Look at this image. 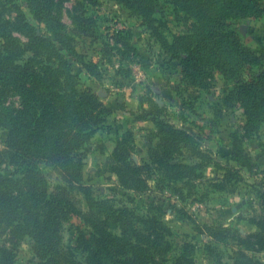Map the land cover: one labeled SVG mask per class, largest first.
<instances>
[{"label":"rangeland","instance_id":"rangeland-1","mask_svg":"<svg viewBox=\"0 0 264 264\" xmlns=\"http://www.w3.org/2000/svg\"><path fill=\"white\" fill-rule=\"evenodd\" d=\"M256 2L250 9H259L260 16L226 23L261 57L252 72L264 73V0ZM49 4L52 29L37 15ZM135 7L119 0H0V34L12 37L8 52L31 58L63 96L70 118L80 110L93 112L80 106L86 90L106 107L103 119L89 129L92 138L73 154L94 198L116 209L127 207L130 219L157 218L170 228L171 255L188 242L196 264L263 263L254 220L264 215V121L259 129L247 127L243 107L232 97L238 82L219 67L203 77L202 87L183 79L180 56L188 41L177 45L175 37L192 32L196 12L176 9L172 0H138ZM82 16L95 21L94 37L82 33ZM4 49L0 39V52ZM252 72L246 70L243 78ZM21 92L11 82L0 87V96L16 108L24 103ZM172 130H181L184 139L175 141ZM8 134L0 124V179L17 169L5 154ZM118 144L126 149L117 152ZM159 158L186 166L184 177L155 163ZM43 170L51 180L59 178L56 171ZM80 206L89 210L85 201ZM80 230L92 231L86 217L67 221L63 243L83 259ZM0 244L14 251L13 264L38 262L29 237L11 242L4 236Z\"/></svg>","mask_w":264,"mask_h":264},{"label":"trees","instance_id":"trees-1","mask_svg":"<svg viewBox=\"0 0 264 264\" xmlns=\"http://www.w3.org/2000/svg\"><path fill=\"white\" fill-rule=\"evenodd\" d=\"M119 1L136 10L138 0ZM172 1L176 9L196 12L198 20L191 33L175 37L177 45L188 41L185 55L180 56L183 79L202 87L203 77L219 67L225 77L238 82L232 97L243 107L247 127L259 129L264 121V73L252 71L261 62V57L243 46L238 33L226 23L228 19L260 16L259 9H250L258 0ZM49 6L51 4L39 9L37 15L52 29L55 27L53 20L46 13ZM80 24L84 35H96L92 17L82 16ZM10 38L8 32L0 34L5 47L0 52V87L11 82L18 93L21 90L29 93L21 92L24 95L22 108L8 104L0 96V124L9 130L5 154L17 168L12 177L0 179V238L8 236L9 241L15 242L19 236L29 237L38 257L36 264H196L195 249L188 242L179 253L171 255L172 246L166 240L171 234L170 228L157 218L134 216L130 219L127 215L133 214L127 207L116 209L94 198L91 190L82 183V162L73 154L92 138L89 129L103 119L101 114L107 111L106 107L86 90L81 95L80 106L87 105L93 112L84 115L80 110L76 119L70 118L64 112L65 99L52 88L32 59L22 60L20 53L8 52L14 48L7 44L11 42ZM59 39L64 40V37ZM67 51L76 55L70 47ZM246 70L252 72L250 78H243ZM170 132L175 141L184 139L181 130ZM122 147L126 149L118 144L117 152ZM156 162L167 171L175 170L182 177L186 174V166L180 163L171 164L163 158ZM43 167L56 171L59 178L51 180ZM132 172L134 179H138L136 170ZM77 194L82 195V199ZM82 201L87 203L88 211L81 208ZM150 213L156 216L149 210ZM80 216L86 217L92 229L89 235L82 230L79 232L83 259L71 248H65L63 243L65 223ZM254 221L260 229L255 234V243L263 245L261 249H264V215ZM13 256L14 251L9 246L0 244V264H13ZM255 264L264 262L256 261Z\"/></svg>","mask_w":264,"mask_h":264}]
</instances>
